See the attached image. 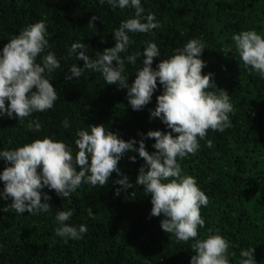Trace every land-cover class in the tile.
<instances>
[{
    "label": "trees",
    "instance_id": "1",
    "mask_svg": "<svg viewBox=\"0 0 264 264\" xmlns=\"http://www.w3.org/2000/svg\"><path fill=\"white\" fill-rule=\"evenodd\" d=\"M141 3L144 15L154 13L161 27L154 29V34L130 33L135 43L121 57L142 53L145 42L151 40L161 52L154 58L155 68L188 40L199 38L205 44L202 75L213 73L217 89L226 90L234 106L232 127L223 133L209 130L200 140L199 151L181 161L183 172L196 179L209 199L207 207L200 209L205 225L198 230L199 238L209 235V230L211 234L218 230L229 241V251L235 253L231 264H239L240 251L250 246L256 249L257 264H264V79L243 65L231 39L243 30L264 33V0ZM134 14V9H113L99 0H0V50L24 27L43 21L50 45L47 51L60 60V68L50 77L58 94L54 107L22 121L0 118V150H12L45 136L62 140L75 150L77 130L91 125H104L126 142L135 139V148L149 131H170L160 118H150V110L156 108L157 96L162 94L159 81L151 102L134 111L128 103V90L107 85L100 73L85 70L80 78L66 79L73 64L84 67V61L68 54L73 43H84L86 55L95 59L115 46L113 29ZM93 15L99 19L89 25ZM142 60L141 55L135 65L125 61L129 86L143 66ZM65 118L70 123L68 129L62 127ZM29 120L39 121L41 130L29 131ZM208 141L212 147L207 146ZM144 143L150 154L156 151L154 139ZM132 156H136L135 162ZM145 163L137 152L129 151L118 167L136 185ZM6 166L0 161V172ZM121 178L113 172L102 188L82 184L68 199L44 188L51 196L50 213L0 211V264H190L193 241L177 243L163 231V215L150 216L151 196L144 193L143 186L123 190L114 184ZM3 187L0 182V190ZM117 188L121 189L119 196ZM11 203V198L0 199V209ZM68 209L74 211L69 223L84 224L88 232L82 240L65 243L55 235V215Z\"/></svg>",
    "mask_w": 264,
    "mask_h": 264
},
{
    "label": "clouds",
    "instance_id": "2",
    "mask_svg": "<svg viewBox=\"0 0 264 264\" xmlns=\"http://www.w3.org/2000/svg\"><path fill=\"white\" fill-rule=\"evenodd\" d=\"M105 3L113 9H134L135 14L113 29L115 46L105 49L95 59L86 55L88 48L84 43H73L68 54L84 61V67L73 64L66 79L80 78L85 70L100 73L107 85L128 90V103L134 111L142 110L151 102L159 81L162 94L157 96L150 118H160L170 131H149L135 148V139L126 142L104 125H91L77 130L75 150L62 140L48 136L12 150H0V161L7 165L0 172V182L4 185L0 199L12 200L0 211L11 209L20 215L50 213L51 196L43 192L44 188L68 199L82 184L102 188L115 172L122 178L114 184L121 185L123 190L143 186L144 193L151 196L150 216L164 217L160 223L163 231L171 234L177 243L193 241L190 264H231L235 253L229 251V241L218 230L215 234L209 230V235L199 238L198 230L205 225L200 209L207 207L209 199L196 179L185 174L181 167V161L199 151L200 140L206 138L209 130L223 133L232 127L231 97L226 90L217 89L213 73L202 75L206 67L201 59L205 44L199 38L188 40L155 68L154 58L160 57L161 52L151 40L145 42L142 53L122 58L121 53L135 43L130 33H153L161 24L154 13L144 15L141 0H99V4ZM98 19L93 15L89 25H95ZM47 36L43 21L29 24L0 50V118L7 116L22 121L35 112L54 107L58 94L50 77L60 68V60L54 52L47 51L50 47ZM231 39L243 65L264 79V33L243 30ZM141 55L143 66L137 69L136 78L129 86L125 61L135 65ZM62 127H70L67 118L62 121ZM27 129L39 132L41 124L29 120ZM145 139L155 140L152 147L156 151L150 154L146 150ZM207 146L212 147V142L208 141ZM129 151L137 152L146 162L139 169L136 185L118 167ZM131 160L135 162L136 156ZM120 193L121 189L117 188L115 194ZM73 215L71 209L58 210L55 215L58 225L55 235L65 243L82 240L88 232L84 224L69 223ZM255 250L251 246L242 249L239 264H257Z\"/></svg>",
    "mask_w": 264,
    "mask_h": 264
}]
</instances>
